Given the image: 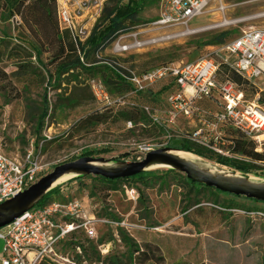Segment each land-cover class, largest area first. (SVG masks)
Wrapping results in <instances>:
<instances>
[{"label":"rangeland","instance_id":"1","mask_svg":"<svg viewBox=\"0 0 264 264\" xmlns=\"http://www.w3.org/2000/svg\"><path fill=\"white\" fill-rule=\"evenodd\" d=\"M159 12V0H144L138 24L105 45L103 50L83 56V62L103 63L102 58L109 57L110 63L126 76L129 71L140 73L172 62L182 64L212 57L220 63L221 78L226 65L225 56L218 49L243 30L264 29V0H215L182 25L155 24ZM223 30L230 31L224 43L203 45L210 35ZM59 33L65 35L64 31ZM3 35L8 36L9 49L20 51L23 58L4 55L0 61V151L18 161L26 160L32 152L31 158L40 166L37 180L55 166L81 156L135 161L140 159V146L144 144L153 148L167 146L165 130L141 112L134 121L118 118L116 111L127 105L117 106L119 102L114 101L115 98L106 99L100 94L99 77L76 70L62 76L58 85L47 86V73L54 71V60H57L54 56L59 51L57 42L38 44L17 19L0 17V37ZM33 45L41 50L38 57ZM117 45L129 47L120 52ZM113 48L116 51L113 52ZM29 54L32 57H27ZM22 59H25L24 66L19 68L17 64ZM45 89L49 111L38 133L35 124ZM241 89L246 100L256 99L253 85L242 81ZM167 96V90L158 85L141 93L142 100L162 109ZM258 102L264 106V93H259ZM90 114L102 115L104 121L96 125L91 121L82 122ZM167 130L173 132L171 128ZM246 140L253 144L255 152H264V145L261 151H256L257 145ZM220 142L227 146L230 139L225 135ZM258 164L264 166V162ZM167 169L152 168V174L124 181L116 190L89 176L80 181L66 179L59 184L67 185L73 192L72 187L81 183L84 190L79 187L75 196L84 197L89 213L93 205L87 194L100 196L104 206L110 208L108 214L114 220L113 229H125L138 242L156 243L164 258L162 264H264V217L246 213V210L264 211V202L215 194L211 190H191L184 174ZM250 175L264 179L261 175ZM133 188L132 198L127 191ZM61 198L62 195L54 193L46 203ZM227 205L232 208L222 207ZM104 232L105 229H99L98 237ZM111 247L110 243L102 245V254Z\"/></svg>","mask_w":264,"mask_h":264},{"label":"built area","instance_id":"2","mask_svg":"<svg viewBox=\"0 0 264 264\" xmlns=\"http://www.w3.org/2000/svg\"><path fill=\"white\" fill-rule=\"evenodd\" d=\"M106 1L56 0L59 30L69 33L75 44L84 42ZM214 1L159 0V17L154 23L166 26L187 24ZM118 47V51L124 52L129 46ZM218 51L224 54L223 63L231 71L255 87L254 101L246 100L237 82L219 77L220 63L212 57L182 64L172 62L140 73L129 71L126 76L117 69L133 87L131 93H142L155 85L170 88L163 109L151 111L147 104L141 105L152 122L165 130L167 143L172 138H187L229 157L232 153L220 140L225 137V130L231 129L251 140L257 145L255 150L261 151L264 145V106L258 102V98L259 93H264V29L243 30ZM98 88L107 99L103 85L99 84ZM121 99L118 97L117 101L123 103ZM205 101L211 106L201 105ZM180 118L197 120L200 124L191 130L178 129ZM168 128L173 132H168ZM152 149L150 145L140 146V156ZM31 156L32 152H29L26 160L18 161L0 151V203L37 181L40 166ZM67 193V185L59 184L58 194L64 200L56 199L35 206L0 228L3 242L0 264H37L40 258L59 264H76L57 251L59 243L79 230L88 238H94L95 222L110 221L98 219L93 214L95 206L89 213L84 198L69 199ZM127 193L133 198L135 191L130 189ZM246 213L264 216L260 210ZM76 252L80 254L78 247Z\"/></svg>","mask_w":264,"mask_h":264},{"label":"trees","instance_id":"3","mask_svg":"<svg viewBox=\"0 0 264 264\" xmlns=\"http://www.w3.org/2000/svg\"><path fill=\"white\" fill-rule=\"evenodd\" d=\"M143 2L144 0H107L100 17L92 28L89 36L84 42H77L76 44L71 39L69 33L65 32V35L59 33L60 30L56 16V0H0V17L2 20L17 19V21H19L30 33L32 39L38 44L44 43L54 45L57 42L59 51L54 55L57 60H54L56 61L54 71L52 73H47V86L53 87L58 85L62 76L76 70L90 73L93 76L99 77L103 86L106 87V92L111 99L115 98L114 101H116L118 97L122 98L121 100L123 103H116L117 106L118 104L123 106L127 105V108L124 107L123 109L116 111L118 118L126 121H134L137 115L140 116V112L148 117V115L141 109L142 104L148 103L147 105L151 107V111L158 109L161 110L162 108L157 104H151L150 102L142 100L140 92L131 93L133 87L123 76L120 75L116 66L110 63L112 60H110L109 57L102 58L103 63H100V61L84 63L83 56L87 57V54L91 51L99 52L103 50L105 45L110 42L112 43L120 34L125 33L131 27L137 25L139 22V10L141 9ZM229 33L230 31L228 30L214 33L203 42V45L222 44L229 36ZM35 48V56L38 57L41 54V50L37 47ZM4 55L13 58H23L21 57L22 53L20 51L14 48L9 49L7 35L0 37V61ZM27 57H32V55L29 54ZM23 61H25V59H22L17 64L19 68L24 66L22 63ZM225 68L226 69L222 72L224 76L221 78H228L235 81L241 88V83L243 81L241 77L231 71L227 66H225ZM161 89L167 90V94L170 92V88L161 87ZM125 98H131L132 100H125ZM41 105L42 107L37 115L35 124V129L38 133L41 132L44 120L49 111L46 89L42 95ZM87 121H91L93 125H96L102 123L104 120L102 115L90 114L82 120V122ZM225 131L227 137L230 139L227 148L232 153V156L229 157L219 155L205 146L187 138H173L166 145L191 152L199 157L214 161L235 171L264 176V166L260 167L258 164L259 162H264V152H255L253 144L245 138H242L243 136L239 132L231 129ZM258 170L261 172L259 173ZM167 171L173 172L174 170L167 169ZM153 172L154 170H147L129 178L112 180L100 176L89 177L108 184L111 187L110 190H116L118 185L124 181L144 177ZM183 178L191 190L197 192L201 190H211L215 194L230 195L214 188L193 182L185 175H183ZM81 179L82 177L72 178L71 181H80ZM79 187L81 190H84L81 183L78 182L75 187H72L74 188V190L72 189L73 192L68 188V191L70 192H68L69 199L84 198L82 196H75V193L79 191ZM58 188L59 185L52 188L36 206L44 205L54 193H58ZM87 198L90 204L95 206L93 214L98 219H106L110 222H95L96 237L94 238H88L82 230L72 233L69 237L59 243L57 251L60 254L68 256L76 264H162L164 262L161 249L156 243L138 242L125 229L120 227L113 229L114 220L108 214L110 208L104 206L100 196L89 193L87 194ZM98 204H101V206L98 207ZM214 205H217V203ZM222 207L232 208L229 205ZM262 212L264 213V211ZM101 228L105 229L106 232L98 237V231ZM106 243H110L112 247L106 252V254H102L101 246ZM77 247L80 250V254L76 252ZM37 264L59 263L47 258H40Z\"/></svg>","mask_w":264,"mask_h":264},{"label":"water","instance_id":"4","mask_svg":"<svg viewBox=\"0 0 264 264\" xmlns=\"http://www.w3.org/2000/svg\"><path fill=\"white\" fill-rule=\"evenodd\" d=\"M178 151L191 152L169 147H157L146 152L135 161L122 160L119 157L81 156L73 161L55 166L49 173L36 182L0 203V228L35 207L44 196L65 175L69 178L100 176L106 179H124L157 167H165L184 174L189 180L214 188L220 192L248 200L264 202V179L258 176L227 170L193 154L188 158L177 154Z\"/></svg>","mask_w":264,"mask_h":264},{"label":"crops","instance_id":"5","mask_svg":"<svg viewBox=\"0 0 264 264\" xmlns=\"http://www.w3.org/2000/svg\"><path fill=\"white\" fill-rule=\"evenodd\" d=\"M201 105L203 106H211V104H209V102L205 101L203 102ZM200 123L197 120L194 121H186L183 118H180L178 120V129H184V130H191L194 129L196 126H198ZM2 246H3V242L0 239V260H1V251H2ZM1 263V262H0Z\"/></svg>","mask_w":264,"mask_h":264},{"label":"bare ground","instance_id":"6","mask_svg":"<svg viewBox=\"0 0 264 264\" xmlns=\"http://www.w3.org/2000/svg\"><path fill=\"white\" fill-rule=\"evenodd\" d=\"M177 154L182 155V156H185V157H188V158H194L195 157L193 154L185 153V152H182V151H178ZM67 178H69V175H65V176L61 177L60 179H58L55 182V184H57L59 182H62L64 180H66Z\"/></svg>","mask_w":264,"mask_h":264}]
</instances>
